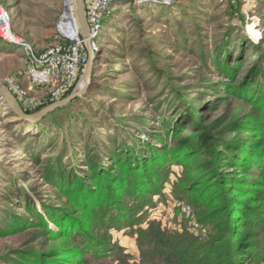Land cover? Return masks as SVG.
I'll list each match as a JSON object with an SVG mask.
<instances>
[{
  "label": "rangeland",
  "instance_id": "obj_1",
  "mask_svg": "<svg viewBox=\"0 0 264 264\" xmlns=\"http://www.w3.org/2000/svg\"><path fill=\"white\" fill-rule=\"evenodd\" d=\"M71 1L0 0V5L9 11L14 34L41 53L59 40L62 19L68 22L66 31L74 34ZM98 42L99 66L87 92L71 104L30 123L6 102L0 104V264L33 260V254H45L56 244L61 235L50 237L37 215L58 229L47 210L73 206L63 188L73 179V170L87 178L92 163L110 167L112 150L122 145L154 155L174 150L169 130L181 119L191 130L196 121L190 110L203 126L213 127V133L229 120L244 122L245 129H233L226 137L251 142L260 138L258 146L264 148V117L255 98L261 90L258 84L264 85V0H174L170 5L121 0L104 14ZM27 66L21 46L0 36V81L11 78L27 89L33 101L19 102L31 112L69 96L78 83L83 87L81 71L75 85L60 97L53 96L58 85L30 89ZM255 154L252 170L238 175L257 177L264 184V152ZM173 158L157 165L159 189L133 211L141 217L139 223L128 211L119 218L109 209L105 220L84 210L89 223L81 226L84 234L75 232L60 241L74 250L73 260L175 264V256L164 255L171 250L162 244L167 238L186 240L184 245L205 244L212 235L235 230L240 237L249 232L264 238L256 221L248 223L241 215V208L255 200L243 197L250 187L231 190L235 212L228 222L232 230H226L220 223L225 215L207 209L191 190L188 164ZM260 189L264 193V187ZM129 200L125 196L124 201ZM72 210L77 215L81 209Z\"/></svg>",
  "mask_w": 264,
  "mask_h": 264
},
{
  "label": "trees",
  "instance_id": "obj_2",
  "mask_svg": "<svg viewBox=\"0 0 264 264\" xmlns=\"http://www.w3.org/2000/svg\"><path fill=\"white\" fill-rule=\"evenodd\" d=\"M259 76V72H256V78ZM258 86L261 90L255 98L258 99L262 107L264 117V85L259 83ZM246 97L244 96V98ZM27 112L31 111L27 110ZM195 112L190 110V117L196 121L191 130H188V124L182 119L174 124L172 129L170 128L169 131L176 143L174 150L168 149L165 153L157 151L158 157L151 151L143 152L139 148V150L137 148V150H133L132 145L126 144L128 146L122 145L119 151L112 150L113 164L110 167L100 161L92 163L87 178L75 175L73 170V179L67 181V185L63 187L72 196L73 206L59 208L54 212L47 210L58 229L51 228L44 216L37 215L41 223L46 226L45 230L51 232L50 237L61 235L60 238L56 239V244L49 248L45 254L36 252L32 256L33 260L17 263L81 264L83 262L80 260L81 258L73 260L71 257L74 250L70 247H63L60 241L61 239H71L75 232L84 234L82 233L84 229L81 226L82 224L89 226V223L85 221L86 216L83 212H89L92 217L106 216L105 220H107L106 214H109L107 211L109 209H113V212L116 210L119 218L128 211L132 212L133 216H131L136 217V222L139 223L141 217L135 216L133 211L140 205L148 203L150 201L149 194L156 193L157 188L159 189V187L155 188L160 182H157V176L161 174V172L156 173L157 165L168 163L173 157L176 161L182 160L188 164L193 175L189 180L191 190H196V197L202 204H206L207 209L213 207L212 210L225 215L226 218L220 220V223L226 230H232V226H229L228 222L233 219L235 212L231 198H229L231 190L240 188L243 191L245 187H250V191L246 192L243 197L245 200L253 198L255 200L241 208V215L248 223L256 221V225L264 230V193L263 190H258V187H264V184L257 177L253 180L246 175L242 177L238 175L252 170L251 161L255 157V153L264 152V148L262 149L261 145L258 146L259 142L257 141L260 138L251 142L247 137H226L227 133L233 129L246 128L244 122L234 120H229L221 125L222 131L220 129L219 132L222 135H219V132L213 133L210 131L213 127L203 126ZM160 138L165 140L162 136ZM162 174L164 177L165 173ZM255 189L257 191H254ZM203 195L208 197L203 198ZM125 196L130 198V202L124 201ZM102 203L106 208L102 207ZM72 208L74 211L81 210L77 215H74ZM62 209V213L58 214ZM111 219L113 218H109V220ZM122 221L120 219V223ZM143 229L140 228L141 231ZM163 241V246L171 248L170 252H165L164 255L166 257L175 256L177 261L175 264H264V238L255 237L249 232L241 237L237 230L229 233L221 232L220 235H212L209 242L205 244L197 241V243L187 242L184 245L186 240L176 243L168 238ZM181 244L182 246H180Z\"/></svg>",
  "mask_w": 264,
  "mask_h": 264
},
{
  "label": "built area",
  "instance_id": "obj_3",
  "mask_svg": "<svg viewBox=\"0 0 264 264\" xmlns=\"http://www.w3.org/2000/svg\"><path fill=\"white\" fill-rule=\"evenodd\" d=\"M118 1L121 0H85V15L93 53L99 52L100 49L98 38L103 29L104 14L108 13ZM152 1L163 5H170L174 0ZM67 24L68 22L66 21H60L59 23L60 41L58 40L51 44L43 52L36 53L30 44L25 43L14 34L10 27L9 11L0 5V36L7 42L21 46L26 55H28L26 74L30 83V89L34 86L58 85L55 92H53V96L60 97L75 85L81 71L85 72L84 68H86L91 57L87 46V38L82 36L74 24V34L68 33L65 29ZM1 82L7 85L22 101H33L28 98L27 89L20 86L13 79L7 78ZM4 102L5 98L0 92V104Z\"/></svg>",
  "mask_w": 264,
  "mask_h": 264
},
{
  "label": "water",
  "instance_id": "obj_4",
  "mask_svg": "<svg viewBox=\"0 0 264 264\" xmlns=\"http://www.w3.org/2000/svg\"><path fill=\"white\" fill-rule=\"evenodd\" d=\"M147 1H152V0H147ZM79 8H81L82 11V18H80L79 15L77 17L73 16L72 22H74L73 24L76 25V27L81 32L82 36L87 38V46H88L89 54L92 57L93 51H92L91 41L89 38V34H90L89 27L85 15V0L73 1L72 9L74 10L75 14L77 10H79ZM61 21H65V20L62 19ZM87 76L89 75L87 74ZM91 76L88 77L87 83L85 84L84 87H81V85L79 84L80 87L78 86L77 89L74 90L69 96L61 100H57L54 103L42 108L41 110H38L37 112H27V110L20 104L19 100L17 99L15 94L11 91V89L1 81H0V92L5 97L6 103L8 104L9 108L14 112V114L17 117L29 122H39L42 119H44L46 116H48L50 113L60 109L61 107L71 104L78 97L84 95L87 92L88 86L90 84Z\"/></svg>",
  "mask_w": 264,
  "mask_h": 264
},
{
  "label": "bare ground",
  "instance_id": "obj_5",
  "mask_svg": "<svg viewBox=\"0 0 264 264\" xmlns=\"http://www.w3.org/2000/svg\"><path fill=\"white\" fill-rule=\"evenodd\" d=\"M73 1L74 0H72L71 1V3H70V7H71V9H72V4H73ZM140 2V4L141 5H144L145 3L146 4H150V3H152V4H155V5H158L159 3L158 2H156V1H152V2H148V1H145V0H141V1H139ZM72 12H73V16L74 17H77L78 15H79V17L80 18H82V11H81V8H79V10H77V12H76V14H75V12H74V10L72 9ZM76 15V16H75ZM99 39V38H98ZM98 46H99V42H98ZM96 58H95V57ZM99 66V60H98V51H96L95 53H93L92 54V57H91V59H89V62H88V64H87V68H85V72H84V75H83V87L85 86V84L87 83V79H88V77H90L91 76V74L94 72V70H95V68H97ZM86 74V75H85ZM87 74L89 75V76H87ZM80 87V86H79ZM5 98V97H4ZM5 102H6V99H5ZM21 122V121H20ZM30 123V122H29ZM35 125V124H34ZM34 129V128H33Z\"/></svg>",
  "mask_w": 264,
  "mask_h": 264
},
{
  "label": "crops",
  "instance_id": "obj_6",
  "mask_svg": "<svg viewBox=\"0 0 264 264\" xmlns=\"http://www.w3.org/2000/svg\"><path fill=\"white\" fill-rule=\"evenodd\" d=\"M73 23H74V22H73ZM11 91H12V90H11ZM13 93H14V92H13ZM15 96H16V95H15ZM16 97H17V96H16ZM17 99L19 100L18 97H17ZM7 105H8V104H7ZM22 106H23L26 110H28L27 107H26V105H23V104H22Z\"/></svg>",
  "mask_w": 264,
  "mask_h": 264
}]
</instances>
